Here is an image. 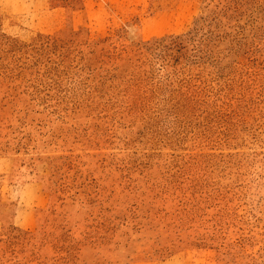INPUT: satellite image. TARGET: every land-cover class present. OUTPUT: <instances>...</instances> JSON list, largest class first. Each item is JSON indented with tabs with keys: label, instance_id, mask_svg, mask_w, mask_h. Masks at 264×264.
Returning <instances> with one entry per match:
<instances>
[{
	"label": "rangeland",
	"instance_id": "1",
	"mask_svg": "<svg viewBox=\"0 0 264 264\" xmlns=\"http://www.w3.org/2000/svg\"><path fill=\"white\" fill-rule=\"evenodd\" d=\"M0 264H264V0H0Z\"/></svg>",
	"mask_w": 264,
	"mask_h": 264
}]
</instances>
